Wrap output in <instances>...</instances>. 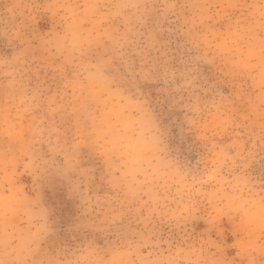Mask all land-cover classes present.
<instances>
[{"label": "rangeland", "instance_id": "rangeland-1", "mask_svg": "<svg viewBox=\"0 0 264 264\" xmlns=\"http://www.w3.org/2000/svg\"><path fill=\"white\" fill-rule=\"evenodd\" d=\"M0 264H264V0H0Z\"/></svg>", "mask_w": 264, "mask_h": 264}]
</instances>
